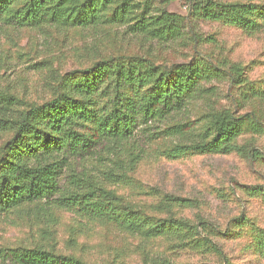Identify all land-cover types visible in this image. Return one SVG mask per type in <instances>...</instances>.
Listing matches in <instances>:
<instances>
[{
    "label": "trees",
    "instance_id": "16d2710c",
    "mask_svg": "<svg viewBox=\"0 0 264 264\" xmlns=\"http://www.w3.org/2000/svg\"><path fill=\"white\" fill-rule=\"evenodd\" d=\"M173 1L0 0V22L22 27H116L123 36L150 45L195 51L190 60L173 63H158L142 54L100 58L64 75L52 97L42 103L23 108L14 95L0 100V130L10 132L0 147V212L27 204H37L44 211L67 208L79 217L145 238L191 229L181 218L146 215L108 188L115 179L127 177V170L143 158L145 148L138 139L152 122L164 125L159 134L180 139L175 148L181 152L236 151L264 158V151L239 143L246 132L264 131V122L254 110H239L263 92L248 80L240 63L198 54L204 37L196 24L222 21L256 34L264 28V5L188 0L184 15L166 9ZM225 79L239 91L238 110L211 102L216 90L210 83ZM200 100L208 108L196 122L200 126L172 122L171 118ZM93 160L112 162L108 168L102 165V178L93 173ZM178 202L189 204L190 200L179 198ZM207 242L216 247L212 240ZM0 259L14 264H89L42 245L0 249Z\"/></svg>",
    "mask_w": 264,
    "mask_h": 264
},
{
    "label": "rangeland",
    "instance_id": "374dc122",
    "mask_svg": "<svg viewBox=\"0 0 264 264\" xmlns=\"http://www.w3.org/2000/svg\"><path fill=\"white\" fill-rule=\"evenodd\" d=\"M224 1L264 5V0ZM188 6V0H175L166 9L186 15ZM196 24L204 37L198 54L240 63L248 80L263 92L262 97L239 109L237 88L226 79L213 81V105L239 109L240 113L254 110L264 122V28L248 34L222 21L200 20ZM118 54H142L158 63H173L190 60L195 51L150 45L123 36L116 27H22L1 21L0 100L14 95L23 108L42 103L52 97L64 75ZM207 110L206 101L200 100L171 119L196 123ZM151 125L138 139L145 148L143 158L127 170V177L115 179L108 188L146 215L181 218L191 229L145 238L79 217L67 208L44 211L37 204H27L0 212V249L42 245L89 264H264V158L236 151L181 152L175 148L180 139L159 134L164 128L159 122ZM9 136L10 132L0 130V147ZM239 143L246 149L264 151V131L246 132ZM102 165L108 168L112 162L92 161V171L99 178ZM179 198L190 203L180 204ZM208 239L216 247L212 248ZM0 264L14 263L0 259Z\"/></svg>",
    "mask_w": 264,
    "mask_h": 264
}]
</instances>
